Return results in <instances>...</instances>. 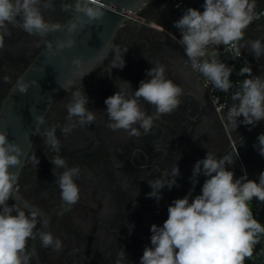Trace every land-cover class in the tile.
<instances>
[{
    "label": "flooded vegetation",
    "instance_id": "1",
    "mask_svg": "<svg viewBox=\"0 0 264 264\" xmlns=\"http://www.w3.org/2000/svg\"><path fill=\"white\" fill-rule=\"evenodd\" d=\"M184 1L186 8L203 11L204 0ZM45 2L41 0V4ZM50 2L51 8L41 7L42 15L49 23L59 24V29L79 14L74 9L76 0ZM173 2L153 0L142 11L127 17L116 30L105 56L90 73L63 90L48 110L18 174L17 191L7 202L9 206L17 202L26 212H34L37 229L51 232L62 241L57 251L51 246L43 247L39 235L29 240L27 250L33 253L30 264H117L121 248L126 253L121 264H140L144 248L151 247V226L163 225L168 206L188 195L190 189V202L201 194L207 177L199 176L194 188L190 178L195 162L203 159L207 151L218 159L231 154L234 163L225 166L234 172V178L246 173L249 179L258 181L264 157L253 145L241 142L262 130L264 121L254 127L241 123L235 129L225 118L233 101L222 115L216 112L202 75L192 70L181 46L166 33L175 29L178 18ZM64 5L72 7L64 10ZM255 5L263 7L264 0H255ZM7 27L11 35L4 37V46L0 48V111L17 82L50 42L48 35L30 34L21 25ZM112 46H118L121 52L128 49L124 53L123 69H112ZM157 64L165 67L166 79L182 88L179 106L154 118L147 134L139 129V137L129 136L125 130L110 129L105 99L121 88L131 91L122 80L129 81L134 92L141 80L150 79L146 71ZM76 90H84L89 98L87 107L95 111L96 119L91 125L77 126L64 136L60 128L68 123L66 105ZM141 104L147 114H155L154 106L143 101ZM237 119L242 121L243 117ZM53 125H58L59 153L44 143L43 134ZM34 154L40 161L37 166L32 161ZM55 155L66 158L68 167L80 169L79 177L75 178L80 198L74 205L61 200L50 163ZM173 164H178L180 169L176 178L178 186L161 189L162 199L158 202L149 198L147 194L152 189L148 181L159 178L161 171L170 170ZM55 171L59 175L63 169ZM130 224L134 225L131 232Z\"/></svg>",
    "mask_w": 264,
    "mask_h": 264
},
{
    "label": "clouds",
    "instance_id": "2",
    "mask_svg": "<svg viewBox=\"0 0 264 264\" xmlns=\"http://www.w3.org/2000/svg\"><path fill=\"white\" fill-rule=\"evenodd\" d=\"M97 4L98 0H76L74 9L79 14L83 13L90 22L104 15L99 7H94ZM255 6V0H204L202 12L189 7L174 22L181 35L177 43L183 47L192 70L202 74L208 83L221 92L227 93L233 87L230 77L234 68L218 60L215 52L210 58H205L208 48L222 45L239 56L240 48L244 47L240 42L254 19ZM41 7L51 8L52 4L50 0L43 4L41 0H0V48L4 46V37L11 35L7 27L9 24L21 25L28 33L41 37L59 29V24L45 20ZM70 7L63 6L64 10ZM75 27L73 25L69 33ZM249 43L255 58L264 56V44L259 39ZM73 45L74 41L69 38L57 43V49L71 48ZM112 50V69H123L126 63L124 53L128 49L121 52L118 46H112ZM73 63L78 65L80 61L74 59ZM240 71L251 76L250 68ZM146 75L150 79L141 80L134 92L131 83L121 79L131 91L121 88L105 99L110 121L108 127L113 131L125 130L129 136L139 137V129H143L147 134L154 118L171 113L179 106L183 90L165 78L163 65H154L146 71ZM4 79L8 80L7 77ZM73 83L69 79L61 87L67 90ZM17 87L21 92L27 90V85L20 81ZM231 99L233 103L225 118L235 129L241 123L254 127L264 121V78L256 76L244 79ZM142 101L155 107L154 115L147 114ZM88 104L89 98L84 90L72 92L71 100L66 105L68 123L60 128L64 136H68L77 126L91 125L95 121V111L90 110ZM241 116L243 120L238 121L237 118ZM44 122L42 116L37 118V125ZM57 127L51 126L43 135L44 143L50 150L59 153L61 143L56 136ZM36 132H39L38 127ZM257 140L253 147L264 157V133ZM21 155L20 146L10 142L7 133L0 132V264H30L33 253L27 250L28 242L36 239L37 235L45 248L51 246L59 251L62 247V241L51 232L37 229L34 212H26L17 202L11 206L7 203L17 191L18 170L13 172L11 169L21 165ZM32 161L36 166L40 162L35 154ZM50 163L62 202L69 206L76 204L80 198V189L75 182L80 175L79 167H68L66 158L60 155L53 156ZM233 163L231 154L218 159L209 151L203 159L195 162L190 178L193 188L199 176L207 177L201 194L190 202V189L188 195L175 199L168 206V216L163 225L151 226V247L144 248L140 264H244L245 258L253 255L254 246L264 235V225L254 218L250 202L254 198L264 202V171L259 173L258 181L249 179L246 173L234 178V172L225 166ZM55 169L63 171L57 175ZM179 175L178 164H173L170 170L161 171L159 178L148 181L152 191L147 196L158 202L162 199L161 189L167 186L171 190L173 186H178L176 178ZM133 227L131 225L129 228L130 232ZM125 257L126 253L121 248L117 264H121Z\"/></svg>",
    "mask_w": 264,
    "mask_h": 264
},
{
    "label": "water",
    "instance_id": "3",
    "mask_svg": "<svg viewBox=\"0 0 264 264\" xmlns=\"http://www.w3.org/2000/svg\"><path fill=\"white\" fill-rule=\"evenodd\" d=\"M153 0H98L99 7L104 13L101 18L89 22L83 13L75 16L63 28L48 33L50 40L39 57L35 60L20 82L27 85V90L21 92L17 85L9 99L0 111V132L7 133L8 140L15 142L22 150L21 165L11 169L20 173L28 157L29 151L37 136V118H45L55 98L64 90L61 85L71 79L75 84L92 71L97 63L105 56L111 47L116 30L127 19L142 11ZM261 6H256L254 15ZM75 25V30L69 29ZM251 23L248 29L255 27ZM245 30V31H246ZM71 38L74 45L71 48L57 49V43ZM262 43V30L253 38ZM221 46L211 45L207 58L212 53L217 54L218 60H225ZM78 59L80 63L74 64ZM262 60V57L260 58ZM222 60V61H223ZM264 71L262 70V77ZM264 133V128L253 132L242 140L241 144L252 146L258 143L257 137ZM264 264V263H263Z\"/></svg>",
    "mask_w": 264,
    "mask_h": 264
},
{
    "label": "built area",
    "instance_id": "4",
    "mask_svg": "<svg viewBox=\"0 0 264 264\" xmlns=\"http://www.w3.org/2000/svg\"><path fill=\"white\" fill-rule=\"evenodd\" d=\"M173 3H174V9L178 13V18H177L178 20L183 15L184 11L187 9L186 4L184 0H174ZM251 23H262L264 25V8H262L259 12H257L254 15V19ZM166 33L170 38H172L176 42L181 38L180 31L177 28H175L173 31H167ZM222 47H223V51H222L223 57L227 59L225 64H227L229 67L234 68V71L230 77V79L233 82V87L227 93L221 91L218 92L210 83L206 81V79L201 74L203 77L204 87L209 93L213 106L219 115H222L224 111L228 108L230 102L232 101L231 99L232 94L239 90L243 80L247 78H255L257 76L256 73L253 71V69L245 63L244 53L241 48H240L241 54L239 56H236L229 48L225 46ZM181 48L183 50L182 46ZM205 58H207V56ZM242 68H250L251 76H249L248 73H241L240 70Z\"/></svg>",
    "mask_w": 264,
    "mask_h": 264
},
{
    "label": "crops",
    "instance_id": "5",
    "mask_svg": "<svg viewBox=\"0 0 264 264\" xmlns=\"http://www.w3.org/2000/svg\"><path fill=\"white\" fill-rule=\"evenodd\" d=\"M262 28H264V25L262 23H257L255 27L246 30L244 40L240 42V44L244 45V47H241V49L244 53L245 63L253 69L257 76L261 77L262 70L264 71V59L261 60L260 58L257 59L254 57L249 42L254 41L253 38L256 36V34L261 32ZM262 78H264V76Z\"/></svg>",
    "mask_w": 264,
    "mask_h": 264
},
{
    "label": "trees",
    "instance_id": "6",
    "mask_svg": "<svg viewBox=\"0 0 264 264\" xmlns=\"http://www.w3.org/2000/svg\"><path fill=\"white\" fill-rule=\"evenodd\" d=\"M264 171V166L262 167ZM250 207L252 209L254 218L257 219L262 225H264V202H260L255 198L250 202ZM264 263V235L259 238V243H257L253 248V255L249 258H245L244 264H263Z\"/></svg>",
    "mask_w": 264,
    "mask_h": 264
}]
</instances>
